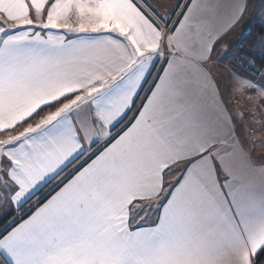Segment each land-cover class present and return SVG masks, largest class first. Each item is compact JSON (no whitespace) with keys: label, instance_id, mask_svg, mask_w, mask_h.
I'll use <instances>...</instances> for the list:
<instances>
[{"label":"snow or ice","instance_id":"obj_1","mask_svg":"<svg viewBox=\"0 0 264 264\" xmlns=\"http://www.w3.org/2000/svg\"><path fill=\"white\" fill-rule=\"evenodd\" d=\"M256 143L264 0H0V264H264Z\"/></svg>","mask_w":264,"mask_h":264},{"label":"rangeland","instance_id":"obj_2","mask_svg":"<svg viewBox=\"0 0 264 264\" xmlns=\"http://www.w3.org/2000/svg\"><path fill=\"white\" fill-rule=\"evenodd\" d=\"M162 2L164 3H171V0H162ZM237 30V33H239V27L236 29ZM238 36V35H237ZM232 36L231 38H227L226 39V43L229 44V46H231L234 42H232ZM225 63H227V61H225ZM220 72L223 74V75H227V72L225 71V69L223 67H221L220 69ZM230 98H228V102L233 106V107H239V108H244V109H247V104L245 103V101L243 99H236L233 97V95H229ZM232 98V99H231ZM231 99V102L230 100ZM257 138L256 137H249L248 138V141H249V146L252 145V142L255 141ZM264 154V143H256L255 144V151L252 153L253 156H260Z\"/></svg>","mask_w":264,"mask_h":264},{"label":"crops","instance_id":"obj_3","mask_svg":"<svg viewBox=\"0 0 264 264\" xmlns=\"http://www.w3.org/2000/svg\"><path fill=\"white\" fill-rule=\"evenodd\" d=\"M239 33H237V30L232 34V35H230L228 38L230 39L231 38V36H232V42H235L236 40H237V35H238ZM220 71V70H219ZM234 98H236L235 96H233ZM228 98H230V96L228 97ZM232 99V98H231ZM231 99H229L230 100V102H231Z\"/></svg>","mask_w":264,"mask_h":264}]
</instances>
